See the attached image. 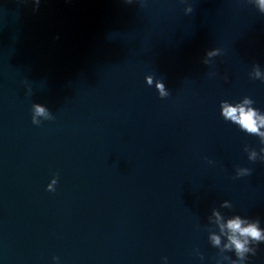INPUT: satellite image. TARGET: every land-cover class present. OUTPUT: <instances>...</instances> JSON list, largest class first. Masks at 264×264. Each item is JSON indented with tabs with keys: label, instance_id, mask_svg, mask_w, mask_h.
I'll list each match as a JSON object with an SVG mask.
<instances>
[{
	"label": "water",
	"instance_id": "obj_1",
	"mask_svg": "<svg viewBox=\"0 0 264 264\" xmlns=\"http://www.w3.org/2000/svg\"><path fill=\"white\" fill-rule=\"evenodd\" d=\"M0 264H264L259 0H0Z\"/></svg>",
	"mask_w": 264,
	"mask_h": 264
},
{
	"label": "clouds",
	"instance_id": "obj_2",
	"mask_svg": "<svg viewBox=\"0 0 264 264\" xmlns=\"http://www.w3.org/2000/svg\"><path fill=\"white\" fill-rule=\"evenodd\" d=\"M261 9L264 10V0H259ZM159 87L162 89L163 85H159ZM36 112L38 114H43L44 109L40 107L39 105H36ZM224 115L226 117H231L234 120L238 119V122H240L245 128H247L249 131H257L255 127V122L253 119L254 113L247 112L245 113L243 109H240V116L237 118L236 116V109L235 108H228L225 110ZM229 227L232 228L234 231L240 230V222L237 220L235 222H230ZM244 233L250 234L253 237L258 238L259 232L255 230L254 227H249L247 229L242 230ZM233 243L236 245L237 249L240 250L243 248V244H241L239 241L235 240L233 238Z\"/></svg>",
	"mask_w": 264,
	"mask_h": 264
}]
</instances>
